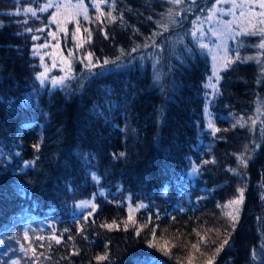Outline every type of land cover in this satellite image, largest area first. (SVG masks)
I'll use <instances>...</instances> for the list:
<instances>
[{
	"label": "trees",
	"instance_id": "1",
	"mask_svg": "<svg viewBox=\"0 0 264 264\" xmlns=\"http://www.w3.org/2000/svg\"><path fill=\"white\" fill-rule=\"evenodd\" d=\"M49 3L0 0V264H179L184 255L206 264L225 239L213 264H264V70L255 49L231 59L217 82L181 32L176 5L83 0L89 19L60 23L55 40L53 6L40 11ZM47 52L71 58L64 89L38 79ZM209 77L218 91L205 87ZM237 189L233 227L222 206ZM85 201L95 210L78 207Z\"/></svg>",
	"mask_w": 264,
	"mask_h": 264
},
{
	"label": "rangeland",
	"instance_id": "2",
	"mask_svg": "<svg viewBox=\"0 0 264 264\" xmlns=\"http://www.w3.org/2000/svg\"><path fill=\"white\" fill-rule=\"evenodd\" d=\"M169 2V0H165ZM198 0H183V2L179 5L170 3L171 5H176L175 16L181 17L179 25L181 27V32L186 31V34L190 40V42L198 49L199 52L208 56L211 64L212 70L214 66L216 67L218 74L224 68L222 65L224 64L225 55L229 59L237 58V55H242L243 52H247L246 47H252L255 50L252 51L251 55L255 56V61L259 63V65L263 67L264 70V49L258 47L262 40H264V36L257 35H236L237 32H240L242 28H249L247 23V16L241 17V11H245V13L253 12L259 13L264 11V9H260L258 4L255 2L251 7H249L246 0H234L235 4H243V8L234 7L233 0H221V2H217V0H206L207 5L201 6L199 3L196 5ZM72 5L77 4L79 1L74 0H51L53 3L54 14H56V18L60 21V23H64L69 19H85L83 14L77 15L74 18L71 16V12L74 9L67 8L64 5L68 3ZM57 5H60L58 8ZM256 19H260L259 16ZM56 28L52 31V34H55V40L57 39V33L59 25L54 23ZM260 28H264V25L256 24V31ZM249 31H253V29L249 28ZM179 32V33H181ZM195 33V35H193ZM181 35V34H180ZM259 38V40L254 45L248 44V38ZM53 38V35L50 39ZM49 40V44L50 45ZM177 43L180 44L181 38H178ZM177 44V45H179ZM206 45L205 48H201L200 45ZM232 51V53H231ZM48 54L49 64L46 65V73L43 75L41 80L46 81L52 87L58 88H66L68 83L73 79V71L71 68V58L69 57H61L56 55ZM250 55V56H251ZM249 56V55H246ZM245 56V58H246ZM214 57L216 59L214 60ZM247 59V58H246ZM57 72V75H51L53 72ZM53 80H56L57 83H53ZM237 191V190H236ZM236 194V192H235ZM132 212H129L131 216ZM24 241L29 240V236L27 231L24 229L23 231ZM220 236H218L219 238ZM218 238H212L214 242ZM216 248L210 249L209 257L214 254ZM200 257L202 255H199ZM187 258L186 255L177 257L175 256L176 261L179 264H186L184 258ZM203 257L199 260L201 261ZM199 261V262H200ZM19 264L17 260H11L8 264ZM198 262V264H199ZM204 264V263H200Z\"/></svg>",
	"mask_w": 264,
	"mask_h": 264
},
{
	"label": "snow or ice",
	"instance_id": "3",
	"mask_svg": "<svg viewBox=\"0 0 264 264\" xmlns=\"http://www.w3.org/2000/svg\"><path fill=\"white\" fill-rule=\"evenodd\" d=\"M106 0H99V3H105ZM170 3H174V4H181L183 2V0H169ZM217 2H221V0H217ZM224 2H227V0H224ZM246 2L248 3L249 7H251L253 5V3L255 2L256 4H258L259 8L260 9H264V0H246ZM99 3H96L94 4V6L96 7V10L97 12L100 13V16H105V13L104 12H101L100 11V7H99ZM53 6L51 3L45 5L44 8H41L40 11H44L46 10L47 7H51ZM65 7L67 8H71V9H74L73 12H71V16L74 18L75 16L77 15H80V14H83L84 15V18L85 20H88L89 19V16H88V10L87 8L84 6V3H83V0H79V2L75 5H72L70 2L67 4V5H64ZM233 6L234 7H241L243 8V4H235L234 0H233ZM57 7L59 8L60 5H57ZM25 12L27 13H31L33 16L36 15V12L32 9V8H26L24 9ZM17 15L19 14L18 12L16 13ZM107 17L109 20H113L114 17L112 16V13L111 12H108L107 14ZM241 17H246L247 16V23L249 25V28L253 29V31H249V28H242L240 32H237L236 35H257V34H260L262 36H264V28H260L258 31H256V24H260V25H264V11H261L259 13H253V12H248V13H245V11H241L240 13ZM259 16L260 19H256V17ZM96 19H100V17H97ZM25 23H27V21H24ZM53 23H57L58 25H60V21L56 18V14L53 15L52 17V21ZM66 22V21H65ZM166 28V26H165ZM40 31H42V29H38ZM60 30L63 31V26L60 25ZM29 31H31V29H29ZM80 29L79 27L77 28V32H79ZM84 32L88 33V40L90 41L91 40V32L89 31V29L87 28H84L83 29ZM53 38L55 39V34L53 33ZM193 35H195V33H193ZM75 39V36L73 37ZM107 38V37H106ZM33 39H37V37H33ZM47 45H42V47H46ZM201 48H205L206 45L204 44H201L200 45ZM259 48L261 49H264V40L261 41V43L258 45ZM69 55H71V53H69ZM91 57V54H89V58ZM43 59V58H41ZM216 59V57H214V60ZM251 59V58H249ZM232 63V60L229 59L226 55L224 57V64L222 65V67H227L228 65H230ZM43 73L40 75V77H38V79L42 78L43 77ZM212 75L214 77H216V80L217 82L219 81L220 77L218 75V71L216 69V67L214 66V69H213V73ZM212 77H209V83L205 85V87H211L213 88L215 91H218V89L216 88V85L213 84L212 82ZM53 83H57L56 80H53ZM253 123H255V121H253ZM209 127L212 128V131H213V134H215L216 131H218V129L214 128L211 123H209ZM37 149L39 148V145H36L35 146ZM121 155H123V153H121ZM237 160L240 164L246 166V161L245 159L243 158V154H241L240 156H237ZM195 171V169H194ZM95 179V177H93ZM237 191L239 192V197L237 199H233L231 201H229L227 204L223 205L222 207L225 208V209H229L231 208L232 210L231 211H227L225 212V215L231 219L233 221V227H235V221L238 219V216H239V208L238 206L240 204L243 203V199H244V196H243V189H237ZM78 207H81V208H84V207H92L93 210H95V205L91 204V202L89 201H85V202H82L80 205H78ZM219 207V205H218ZM85 219H87V217H85ZM104 227H107L109 229H111L113 226L112 225H104ZM51 239H54L56 241L57 244L60 243V240L53 236L51 237ZM203 239V237H202ZM228 241L227 239H225L223 241V243H221V245L215 249V253L218 254L221 249L224 247L225 244H227ZM192 248L193 249H196L197 251H199V249L197 248V245H192ZM76 253H73V255H75ZM107 258V255H103V256H97L95 259L97 260V262L99 261H103ZM215 259V256L209 258L206 262V264H213V261ZM13 264H15V262H13ZM189 264H191V259L189 260Z\"/></svg>",
	"mask_w": 264,
	"mask_h": 264
},
{
	"label": "bare ground",
	"instance_id": "4",
	"mask_svg": "<svg viewBox=\"0 0 264 264\" xmlns=\"http://www.w3.org/2000/svg\"><path fill=\"white\" fill-rule=\"evenodd\" d=\"M248 57H250V55L249 56H246V58H248ZM263 187V186H262Z\"/></svg>",
	"mask_w": 264,
	"mask_h": 264
}]
</instances>
